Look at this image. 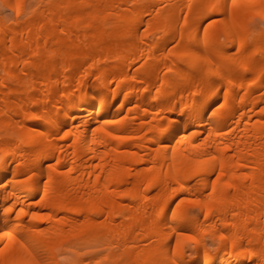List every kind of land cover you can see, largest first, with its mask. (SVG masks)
<instances>
[{"label":"bare ground","instance_id":"bare-ground-1","mask_svg":"<svg viewBox=\"0 0 264 264\" xmlns=\"http://www.w3.org/2000/svg\"><path fill=\"white\" fill-rule=\"evenodd\" d=\"M0 264H264V0H0Z\"/></svg>","mask_w":264,"mask_h":264},{"label":"rangeland","instance_id":"rangeland-1","mask_svg":"<svg viewBox=\"0 0 264 264\" xmlns=\"http://www.w3.org/2000/svg\"><path fill=\"white\" fill-rule=\"evenodd\" d=\"M4 11H5V12H4V15L6 14L5 16H8V17H9V16H13V12H14V11L12 12V10H10V8H5ZM14 14H15V12H14ZM257 19H258V18H255V19H254V20H255L254 22H256ZM259 20H260V19H259ZM259 20H258L257 23H260ZM206 240H207L208 244L210 245V247H214V246H213L214 243H211L212 241H211L208 237H206ZM212 244H213V245H212Z\"/></svg>","mask_w":264,"mask_h":264}]
</instances>
